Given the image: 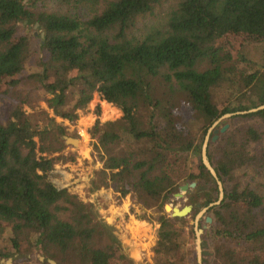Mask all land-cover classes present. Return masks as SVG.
I'll use <instances>...</instances> for the list:
<instances>
[{"label": "trees", "instance_id": "1", "mask_svg": "<svg viewBox=\"0 0 264 264\" xmlns=\"http://www.w3.org/2000/svg\"><path fill=\"white\" fill-rule=\"evenodd\" d=\"M161 1L0 0V101L9 102L0 121V229L11 245L0 247V260L25 243L40 264H135L90 204L49 179L65 162L67 127L54 119L73 123L97 95L122 116L87 131L101 164L93 188L132 196L144 208L137 218L158 225L153 264H196L184 228L218 195L201 163L203 139L224 114L264 105V0H174L162 23L134 32ZM35 24L42 57L22 78L30 42L18 30ZM228 36L258 39L260 63L240 70L221 45ZM228 121L207 148L224 190L208 211L213 264H264V110ZM191 157L196 174L186 175ZM184 183H195L185 193L191 212L174 218L163 208Z\"/></svg>", "mask_w": 264, "mask_h": 264}, {"label": "rangeland", "instance_id": "2", "mask_svg": "<svg viewBox=\"0 0 264 264\" xmlns=\"http://www.w3.org/2000/svg\"><path fill=\"white\" fill-rule=\"evenodd\" d=\"M173 2L174 0L161 1L159 5L154 7L151 14L138 19L134 32H141L154 23H162L163 18L173 5ZM56 7L55 4L50 3L46 9L51 10ZM28 28L29 32L22 27H19L18 30L19 34H26L30 42V59L22 78L36 70L37 63L42 57V53L39 49L38 26H29ZM221 45L225 53L232 57L233 62L239 65L240 70L247 71L250 69L251 66L248 65L247 62H249V64L260 63L262 43L256 38L228 36L221 42ZM241 57L245 59V62L241 61ZM223 95L224 94H218L217 100L219 102H222L224 99ZM8 107L9 102L7 100L0 101V121L6 119ZM96 107H99V116L96 115ZM36 109L37 111H44L49 118H53L52 109L48 108L47 103L39 102ZM121 116L120 110L110 104L100 101L97 95H94L86 106L78 111V119L73 123L55 118L54 120L56 123H62L67 127L66 137L76 139L77 144L72 146L64 142L65 149L62 155L65 162L54 166L49 179L56 188L67 189L70 194L77 196L81 202L90 204L96 217L109 227L113 236L121 244L125 254L128 255L135 264H153L152 250L156 241L158 225L154 222L149 223L140 221L137 218L144 208L132 196L121 199L118 194L114 193L111 189L96 190L93 188L92 184L95 179V173L100 169L101 164L92 154L91 140L87 131L93 126L96 119H99L100 122L103 123L106 121H116L120 119ZM228 120L229 119H227L225 123L219 122L213 130L219 131L224 125L229 124ZM211 134L213 136V131L210 135ZM218 135L219 132L217 133V137ZM191 160L185 174H196L195 160L192 157ZM185 176H183V179ZM188 184L189 183H184L181 186ZM257 187L264 194V181L262 179L258 181ZM187 203L188 201L185 197V193H183L181 198L176 199L173 197V200H170V203L166 205L181 209L187 206ZM147 215H153L152 210H148ZM194 217L195 216H192V214L188 216L183 236L188 240L186 245L188 251L194 252L192 256L195 258L196 263L195 236L193 230ZM206 218L211 219L209 224L206 223ZM212 220L213 215L207 212L200 218L198 223V227L203 231L200 240L203 244L201 250L205 255L202 256V259H206L208 264H213L212 243L209 235H206ZM7 230L8 229L4 227L0 229V247L11 251ZM191 232L192 234H190ZM26 249V244L21 243L19 252L15 253L13 257L1 259L0 264H40L44 262L42 256L36 253H29ZM191 259L192 258H190V260ZM48 261L47 263L50 264Z\"/></svg>", "mask_w": 264, "mask_h": 264}, {"label": "water", "instance_id": "3", "mask_svg": "<svg viewBox=\"0 0 264 264\" xmlns=\"http://www.w3.org/2000/svg\"><path fill=\"white\" fill-rule=\"evenodd\" d=\"M37 26V24H35V27ZM264 110V105L258 106L254 109H250L248 111H243V112H235V113H229V114H224L223 116H221L216 122L213 123V125L208 129L204 139H203V143L201 146V152H200V158H201V163L204 166V168L207 170V172L211 175V177L214 179L215 183H216V187H217V200L213 203L208 204L206 207H203L200 209V211L197 213V215L194 217V223H193V230H194V236H195V250H196V264H202V256L205 255V253L202 252L201 247L203 246V244L201 243L200 240V236L202 234V229H200L198 226L199 220L200 218L207 213L210 209H212L215 206H219L223 200V196H224V190H223V186L221 181L219 180V178L217 177L216 172L214 171L213 167L210 165V162L208 160L207 157V148H208V144H209V140L211 142H215V140L217 139V133H224L227 128L228 125H224L219 131L218 130H213V128L219 123H225V121L227 119H230L234 116H244V115H249V114H254L257 113L259 111ZM213 131V136L210 138V133ZM64 142L65 144H70L72 146L77 144V140L76 139H72V138H68V137H64ZM195 187V183H191L189 185H184L179 187V192L176 193L174 196L176 199H179L182 197L183 193H186L188 191L189 188H194ZM164 212L170 214L171 217H186L190 214L191 212V206H184L183 208L179 209L176 207H171L169 205H165L164 206ZM211 219L210 218H206V223H210ZM9 262V260H8ZM50 264H55L54 261H48Z\"/></svg>", "mask_w": 264, "mask_h": 264}]
</instances>
